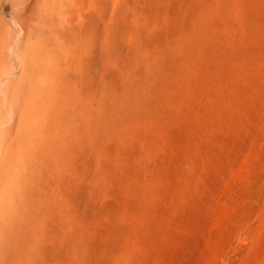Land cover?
Masks as SVG:
<instances>
[{
	"label": "rangeland",
	"instance_id": "obj_1",
	"mask_svg": "<svg viewBox=\"0 0 264 264\" xmlns=\"http://www.w3.org/2000/svg\"><path fill=\"white\" fill-rule=\"evenodd\" d=\"M0 264H264V0H0Z\"/></svg>",
	"mask_w": 264,
	"mask_h": 264
},
{
	"label": "bare ground",
	"instance_id": "obj_2",
	"mask_svg": "<svg viewBox=\"0 0 264 264\" xmlns=\"http://www.w3.org/2000/svg\"><path fill=\"white\" fill-rule=\"evenodd\" d=\"M7 249V248H6Z\"/></svg>",
	"mask_w": 264,
	"mask_h": 264
}]
</instances>
